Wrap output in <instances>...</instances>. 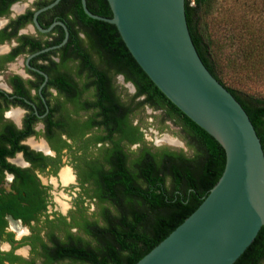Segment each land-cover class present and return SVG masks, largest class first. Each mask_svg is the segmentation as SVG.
<instances>
[{
	"label": "trees",
	"instance_id": "16d2710c",
	"mask_svg": "<svg viewBox=\"0 0 264 264\" xmlns=\"http://www.w3.org/2000/svg\"><path fill=\"white\" fill-rule=\"evenodd\" d=\"M86 1L92 13L113 16L107 0ZM216 3L186 0L189 30L204 64L248 113L264 149V98L227 83L218 59L231 48L230 63L263 76L264 0H236L242 10L238 23L229 14L214 21ZM61 5L72 25L68 43L55 51L61 53L57 65L66 71L56 85L76 109L87 111V119L70 137L76 141L75 135H81L79 175L86 195L96 199V209L88 214L81 204L70 213V222L64 217L51 220L47 241L33 242L31 259L11 253L0 255V264L4 259L10 264H136L200 206L223 174L226 154L157 88L115 25L89 17L81 0H62ZM119 75L134 85V94L117 84ZM78 84L81 93L67 89ZM146 108L161 113L163 127L168 122L180 127L192 153L148 142L141 116ZM88 132L93 136L84 139ZM92 141L101 144L96 155L87 154ZM234 264H264V228Z\"/></svg>",
	"mask_w": 264,
	"mask_h": 264
},
{
	"label": "water",
	"instance_id": "95a60500",
	"mask_svg": "<svg viewBox=\"0 0 264 264\" xmlns=\"http://www.w3.org/2000/svg\"><path fill=\"white\" fill-rule=\"evenodd\" d=\"M60 1L35 13L41 31L54 25L42 29L38 15ZM81 1L89 17L116 26L157 88L226 154L223 174L200 206L136 264H234L264 228V149L242 104L200 57L186 0H107L111 18L92 13ZM68 39L66 28L64 41L51 49Z\"/></svg>",
	"mask_w": 264,
	"mask_h": 264
},
{
	"label": "flooded vegetation",
	"instance_id": "af4514ba",
	"mask_svg": "<svg viewBox=\"0 0 264 264\" xmlns=\"http://www.w3.org/2000/svg\"><path fill=\"white\" fill-rule=\"evenodd\" d=\"M54 1L0 0V255L4 258L12 253L31 259L33 242L47 241L51 220L64 217L70 222V213L81 204L88 214L96 209V199L86 195L79 175L81 135H75L76 141L70 137L87 119V111L76 109L56 85L66 71L57 65L61 53L55 51L69 39L62 47L51 48L64 41L66 28L70 38L68 25H72L62 0L37 17L44 30L54 25L50 31H41L35 23V13ZM125 84L129 90V84L134 87ZM67 89L81 93L80 84ZM92 136L88 132L84 139ZM91 143L87 154L96 155L101 144ZM84 186L89 188L88 183ZM4 263L10 264L7 259Z\"/></svg>",
	"mask_w": 264,
	"mask_h": 264
},
{
	"label": "rangeland",
	"instance_id": "374dc122",
	"mask_svg": "<svg viewBox=\"0 0 264 264\" xmlns=\"http://www.w3.org/2000/svg\"><path fill=\"white\" fill-rule=\"evenodd\" d=\"M241 12L242 10L237 6L236 0H217L216 8L211 18L215 21L216 18L220 19L229 14L231 17L233 16L238 23V17ZM219 27L223 32L229 31L230 29V27L223 24H219ZM233 52H235L233 49L226 48L223 52L218 54L219 64L221 65L220 71L225 77V81L245 94L264 98V72L263 76L256 77L246 70L237 69V66L229 61ZM117 84L120 87L126 86L122 77L117 78ZM128 86L130 88V90L128 89L129 93H134L133 87L130 84ZM160 114V112H155L150 108H146V111L141 114L144 119L143 128L147 141L156 147L169 146L174 149H184L188 154H191V150L186 146L182 138L183 133L180 127L171 122L165 123L163 127ZM57 210L59 209L57 208ZM92 210L93 208L90 211Z\"/></svg>",
	"mask_w": 264,
	"mask_h": 264
}]
</instances>
